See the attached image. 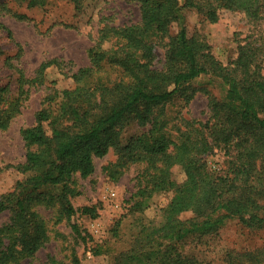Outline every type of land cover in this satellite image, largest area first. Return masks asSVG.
<instances>
[{
  "label": "trees",
  "instance_id": "16d2710c",
  "mask_svg": "<svg viewBox=\"0 0 264 264\" xmlns=\"http://www.w3.org/2000/svg\"><path fill=\"white\" fill-rule=\"evenodd\" d=\"M44 1L30 0L29 5ZM134 1L140 3L141 21L104 27L89 49L90 64L72 74L74 85L46 98L35 123L21 130L27 151L18 167L31 175L0 197V213H11L9 222L0 227V264H18L47 242L49 229L36 210L39 204L58 205L73 232L83 237L72 221L75 209L67 186L76 172L82 177L92 174L94 159L111 149L117 155L116 174L135 162L148 164L133 211L147 208L156 192H173L160 209L161 220L145 224L138 219L131 246L116 256L115 264H213L184 253L179 244L190 237L213 236L232 219L251 230H264L263 45L256 39L240 44L236 59L224 65L188 37L183 13L184 8H193L215 22L217 11L228 8L261 22L264 0ZM4 14L26 18L0 0V17ZM174 22L180 29L170 36L164 68L155 69L154 50ZM0 26L5 27L1 20ZM53 64L60 66L57 59L42 62L33 78L20 71L19 96L9 97L8 86L0 87V131L20 112L22 94L27 92L24 84H42L45 70ZM207 73L225 86L222 98L210 97L208 120L182 117L170 126L167 105L184 84ZM132 125L146 129L127 135ZM220 145L230 157L223 174L208 170L204 160ZM175 166L183 169L184 180L174 179ZM85 212L96 217L97 206ZM183 212L192 216L182 219ZM227 256V264H264V242L257 248L229 251ZM48 264L63 263L52 257ZM70 264L81 261L73 256Z\"/></svg>",
  "mask_w": 264,
  "mask_h": 264
},
{
  "label": "rangeland",
  "instance_id": "374dc122",
  "mask_svg": "<svg viewBox=\"0 0 264 264\" xmlns=\"http://www.w3.org/2000/svg\"><path fill=\"white\" fill-rule=\"evenodd\" d=\"M30 0H6L7 6L16 14L0 17L5 27L0 26V87L8 86V96H19L22 71L27 78L37 75L42 62L57 59L48 67L42 84H24L27 92L22 94V106L0 131V197L13 191L17 184L31 175L18 165L25 161L27 147L21 130L35 123L36 112L44 106L46 98L56 90L72 87V74L90 64L89 49L95 44L100 31L110 26H130L141 21L140 3L134 0H45L43 5H29ZM187 35L204 45L218 61L227 65L235 60L238 47L248 40L256 39L263 45L261 59L264 70V20L250 21L247 16L235 10L221 8L215 22L193 8H184ZM180 26L174 22L162 42L155 48L152 67L162 69L166 63V51L170 36L176 35ZM105 46H110L109 42ZM117 73H114V79ZM214 95L222 98L225 86L212 74H202L184 84L176 97L166 107L170 126L179 124L180 118L206 122L209 117V100ZM146 128L132 125L126 134L140 133ZM206 168L223 174L230 165V157L223 145L215 146L204 155ZM117 155L113 149L102 157L94 159V172L82 177L74 173L69 180L67 193L75 209V221L83 237H78L70 223L54 203L39 204L36 210L45 219L49 229L47 242L32 257L24 258L18 264H48L52 257L63 264H70L77 256L81 264H115L120 252L127 250L137 233V222L145 224L161 220L160 209L173 196L172 191L156 192L147 208L142 212L132 210L138 198L137 191L143 184V173L147 163L135 162L115 173L113 164ZM119 170V169H118ZM177 181L185 179L180 166L173 169ZM114 193V194H112ZM97 206L98 215L91 217L85 208ZM10 212L0 213V227L10 220ZM192 216L191 212L180 214L182 219ZM264 230H251L238 219L227 220L213 236L190 237L179 248L188 255L213 264H227V253L240 252L261 246Z\"/></svg>",
  "mask_w": 264,
  "mask_h": 264
},
{
  "label": "built area",
  "instance_id": "2783aa9c",
  "mask_svg": "<svg viewBox=\"0 0 264 264\" xmlns=\"http://www.w3.org/2000/svg\"><path fill=\"white\" fill-rule=\"evenodd\" d=\"M112 194H114V193H112Z\"/></svg>",
  "mask_w": 264,
  "mask_h": 264
}]
</instances>
